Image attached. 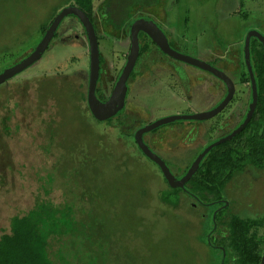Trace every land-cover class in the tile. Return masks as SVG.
I'll return each instance as SVG.
<instances>
[{"label":"rangeland","instance_id":"obj_1","mask_svg":"<svg viewBox=\"0 0 264 264\" xmlns=\"http://www.w3.org/2000/svg\"><path fill=\"white\" fill-rule=\"evenodd\" d=\"M70 1L0 0V48L4 46H15L16 48L23 43L20 49L13 54L0 52V71L15 64L34 50L43 36L38 28L40 23L49 19L51 12L58 13L70 5ZM163 8L169 12L177 9L179 11L177 14L169 13V20H172V23L180 22L184 26L187 22L185 16L195 14L196 17H200L203 9H209L211 19L214 20V18L217 19L215 14L218 9L220 35L225 38L221 40L222 42L227 41L228 48L230 46L238 48L242 40L240 35L243 29H245L244 35L250 29H258L264 33V0H181L180 2L177 0H94V19L98 29L100 49L106 60V72L102 77V86L109 89L113 86L121 68L123 54L129 49L130 35L128 28L123 24L124 19L129 22L139 14H150L152 10ZM180 14L185 15L181 17ZM238 16L240 19L237 18ZM186 29L189 31L186 51L193 54L195 46L191 40L195 39L196 34L192 25ZM59 32L60 37L55 40L56 44L36 64L0 85V175L4 176L3 182H0V185L3 184L1 187L6 190L16 186V175L13 176L16 166L12 163L13 156L11 157L8 146V136L4 135L1 122L6 107L14 108V115L17 113L14 124L21 121L24 124L21 127L25 128L29 122L24 113L18 111L17 103L28 107L29 93L26 91V86L33 80L53 79V81H47L51 85L52 92L56 96L55 101L59 103L62 112L61 122L57 126L58 133H60L59 149H62V152L66 151L69 146L90 145L94 138L100 136L106 142L120 148L129 158L132 157L129 162H122L110 152H102V150L99 152L98 149H92V153L88 152L87 156L99 157L96 164L86 170L85 184L92 191L91 197L95 196L100 200L101 205L105 206L102 208H105L108 213V224H104L105 232L103 226H97L91 219V224L95 225L92 229L97 232L91 239L87 238V234H91V225L84 227L85 235L77 237V244L74 247L79 251L74 254L81 258L78 262L81 264H121V253L124 252L120 249L119 252L115 250L112 240L115 233L117 236L121 235V241L127 245L131 253L127 254L128 257L136 264L220 263L221 252L210 248L204 240L212 225V207H194V198L185 192L181 193L180 203L176 208L161 201L160 195L164 192L172 193L173 188L165 181L158 166L142 156L136 146L132 135L139 127V123L132 127L133 121L128 119L129 121L126 120L122 124L121 116L111 123H100L83 112L88 109L86 101L80 102L81 91H86L90 62L87 37L84 28L75 18L67 19ZM230 57L233 55L231 54ZM54 79L58 80V85ZM241 88H244V85ZM22 89L25 90L23 93H21ZM244 98L245 96L241 97V102ZM173 100V95L168 96L164 101L166 104L163 105L164 107L155 108V116L177 111L178 105H173ZM195 107L191 110L201 108L199 105ZM31 129H29L31 134L38 131V129ZM222 133L219 132V136ZM209 135L206 134L208 137ZM29 141H34V139L30 136ZM40 141L45 143V140L36 139V142ZM97 146L102 148L101 145ZM30 147L33 148V145L30 144ZM196 151L195 148L186 156L187 159L183 161L185 167L191 163L192 155ZM39 152L37 151L36 155L41 159L43 156H39L37 154ZM22 158L24 154L17 158L14 157L17 162L21 161V163ZM72 160L71 157H65L55 168L52 167L54 165L52 163L42 172L54 174V180L48 185L51 188L49 197L53 198L57 204L75 202L77 210L82 205L89 206L81 199L80 185L74 184V179L65 176V172L73 167ZM250 171L253 172L244 174L246 177L236 176L229 182L231 197H237L238 201H233L234 204L239 202L237 209L241 210L244 206H248L256 211L261 207L263 208L261 212L264 214V181L248 180V178L257 176L264 180V176L260 177V174L264 172ZM17 174L20 176L19 172ZM5 199L7 197L0 201L2 206L6 203ZM20 200L26 202L28 198L24 196ZM12 211L13 209L6 211L5 217ZM77 212L78 216L82 217L83 212ZM0 221H5V218ZM1 225L0 223V228ZM111 225L115 228L114 232L110 228ZM52 240L53 249L58 248L60 245L58 241ZM53 249L52 252H54ZM105 250L109 252L105 253ZM51 257L56 264H60L57 257L53 255Z\"/></svg>","mask_w":264,"mask_h":264},{"label":"flooded vegetation","instance_id":"obj_2","mask_svg":"<svg viewBox=\"0 0 264 264\" xmlns=\"http://www.w3.org/2000/svg\"><path fill=\"white\" fill-rule=\"evenodd\" d=\"M177 1L180 2L181 0ZM172 10L173 12H169L164 8L161 10H152L150 14H139L129 22L124 19L123 24L128 28V33L130 35L129 49L123 54L121 68L110 89L101 85V82L103 81L102 77L106 72V60L101 49V70L96 92L99 99L107 101L114 90L120 74L127 65L128 57L132 48L131 28L133 23L141 18L151 19L157 23V26L161 29L159 34L156 33V38L158 40L145 31H141L139 34V56L128 79V92L124 107L118 114L107 120L102 121L96 119L100 122L111 123L114 119L117 117L120 118L121 116L122 124L128 119L133 121L132 127L135 126L136 123H139V127L135 130L132 137L142 156L154 162L143 152L137 139V134L139 132H141L143 142L149 147V149L166 162L174 176L181 178L188 172L193 162L209 145L231 135L245 123L249 117L252 103L254 102V83L257 88L258 99L256 107L250 116V120L236 135L214 146L211 150L227 141H233V143L237 145L240 140L243 139H239V136L243 133L254 139L252 141L253 144L260 143L261 141L264 145V127H261L262 130L258 131L254 124V121L260 118L259 64L263 60L262 57H260V54H264V40L257 34L251 35L249 40L252 72L246 58L248 34L253 30L257 31L259 35L264 37V33L258 29H250L246 32V35H244L243 31L245 29H243L240 35L242 40L241 43L238 44V48H232L231 46L228 48L227 41L222 42L221 40L224 37L220 35V13L218 9L215 14L217 19L214 18L215 21L211 19L212 15H210L209 9H203L200 17H196L195 14L193 15L194 18L192 15L185 16L187 18L186 21L189 22H185V26L181 25L180 22L172 23V20H169V13L177 14L179 12L177 9ZM184 15L180 14L181 17H184ZM72 18L77 19L76 17L69 16L65 18L62 25L67 19ZM237 18H239V16ZM93 23L98 33L95 19L93 20ZM62 25L59 27V30ZM191 25L196 34L195 39L192 38L191 40L192 44L195 46V53L193 54L186 51V41H189L187 36L189 31L186 28ZM59 30L48 50L56 44L55 40L60 37ZM162 33L167 38L168 44L162 37ZM48 50L46 52H48ZM223 52L225 53L223 54ZM231 54L233 57H230ZM89 72L90 62L85 91L86 96H88L89 90ZM222 75L229 78L232 82L231 84H233L234 91L224 107L220 111L214 112L224 101L227 100L230 94L229 85L227 81L222 78ZM243 85L244 88H241ZM171 95L174 96L173 105H178L176 107L177 111L155 116V108L164 107L163 105H166L164 101H166L167 97ZM244 96L245 98L241 102L240 99ZM86 101L88 109L91 112L88 100ZM196 105L201 106V108L199 110H191V108H196ZM205 112L210 113V115L204 119L180 118L158 125L149 131H142L148 125H151L160 119L173 116V114L194 115ZM211 119H213V121H210ZM219 132H223L222 135L219 136ZM207 133L210 134L209 137L206 136ZM195 148L197 151L192 155L191 163L185 167L183 161L187 159L186 156ZM211 150L202 158L199 169L196 173L200 170L202 163L206 160ZM250 156L252 155L250 154ZM131 158L132 157H130V159ZM252 159L253 158L249 157V159H247L249 162L245 170L241 174L235 175L233 178L236 176L246 177L244 176L246 172H253L250 170H258L261 173L264 172V167L250 162ZM155 164L164 176L161 167L157 163ZM262 174H260V177L264 176V173ZM233 178L227 182L222 195L210 196L211 200H205L191 191V179L185 184V187L182 188V193L185 192L188 195H191L196 201L193 202L194 207H212L211 219L213 216L214 225L207 233L206 237L211 246L216 248L218 252H221V261L218 264H226L228 252L233 253L234 255L237 253V250L231 248L228 242L230 231L226 223L233 219V217L251 221L249 224L251 225V228L247 235L252 237L256 233L254 244L262 249V258L264 256V214L261 212L263 211V208H257L256 211L248 206H244L241 210L237 209L239 202H236L235 204L233 203L234 200L238 201L237 197H231V190L228 187L229 182H231ZM248 180L264 181L263 179L258 178V176L251 179L248 178ZM165 181L168 183L166 178ZM169 186L171 185L169 184ZM218 214L223 217L219 222L216 220V215ZM202 215L205 216L204 213H202ZM228 264L242 263L241 261H238V258L235 255ZM260 264H263L262 260Z\"/></svg>","mask_w":264,"mask_h":264},{"label":"trees","instance_id":"obj_3","mask_svg":"<svg viewBox=\"0 0 264 264\" xmlns=\"http://www.w3.org/2000/svg\"><path fill=\"white\" fill-rule=\"evenodd\" d=\"M71 1V4L81 7L94 20V0ZM56 14L57 12H51L49 19L40 23L38 28L41 33L46 31ZM22 45L23 43L16 48L15 46H4L0 48V52L13 54ZM260 57L263 59L259 64L260 118L254 121L258 131L262 130L261 127H264V54H260ZM47 80L53 81V79ZM47 80H33L26 86V91L29 93L27 97L28 107L21 106L22 103L21 105L17 103L18 111L24 113L29 125L22 128L21 125L24 124L21 121H17L14 124L17 113L13 114L14 108L12 107H6L5 114L2 116L1 122L4 128V135L8 136V146L11 157L13 156L12 163L16 166L13 174V176L16 175V186L5 190L1 187L3 184L0 185V201L7 197L3 206L0 203V220L5 218V221H0L2 224L0 228V264H56L51 257L52 255L57 257L60 264H81L78 262L81 259L80 256L76 257L77 254H74L79 252L74 248L77 244V237L85 235L84 227L88 225H91V234H87V238L91 239L97 233L92 229L95 225L91 224V219L95 221L97 226H103L104 230V224H108V213L105 208H102L105 206L101 205L100 200L95 196L91 197L92 191L85 184L87 178L86 170L96 164L99 156H87V154L88 152L92 153V149H98L99 152L101 150L102 152H110L111 155L113 154L120 158L122 162L130 161L125 152L116 145L106 142L100 136L94 138L90 145H73V147L69 146L66 151L62 152L63 150L59 149L60 138L58 137H60V133H58L59 128L57 129L58 124L61 122L62 112L59 103L55 101L56 96H54L51 85ZM54 81L58 82L55 79ZM24 91L22 89L21 93ZM81 93L80 102L86 101L85 91H81ZM27 98L25 95L24 99L26 100ZM83 112L94 118L89 109H85ZM11 122H13L12 125ZM31 128L38 129V131L31 134L29 131V129L32 130ZM30 136L34 141H29ZM15 138L17 140H14ZM37 138L42 141L45 140V143L36 142ZM239 139L241 140L237 145L233 141H227L211 150L198 173L190 180V189L194 194L205 200H211L210 196H221L227 182L245 170L249 157L253 158L250 162L264 167V145L262 142L253 144L252 141L254 139L246 136L245 133L241 134ZM30 144L33 145V148L30 147ZM97 145H101L102 148ZM37 151H40L37 154L41 157L43 156V158H38L36 155ZM22 154H24L22 163L21 161L17 162L14 157L17 158ZM65 157L73 159V167L68 169L65 172L66 175H64L72 180L74 179V184L80 185L82 188L81 199L88 203L89 207L82 205L76 210L77 205L75 202L57 204L53 198L49 197L51 188L48 185L54 180V174L52 172L46 174V172L43 173L42 171L46 170V168L48 169L52 163H54L52 167L55 168L60 160ZM17 172L20 173V176ZM3 177L0 175V182H3ZM170 187L173 188V192H164L160 195V198L163 203L176 208L180 203L183 189ZM24 196L28 198V201L21 202L20 198ZM87 196L89 198H86ZM9 209H13V211L5 217L4 213ZM113 210H115V207H113ZM77 211L83 212L82 217L78 216ZM222 218L221 215H216L218 222ZM211 220V228H213V216ZM250 223L251 221L238 217H233V219L229 220L226 223L230 231L228 242L231 248L237 250L235 255L242 264H260L262 249L254 244L256 233L252 237L247 235L251 228ZM110 228L112 231L115 230L112 225ZM52 239H55L56 242L58 241L61 246L59 245L58 248L53 249ZM112 240L115 244V250L119 252L120 249L124 252L121 253V264L126 262L136 264L133 259L130 260L128 257L131 253L126 247L127 245L121 241V235L117 236L114 233ZM204 240L210 248L218 251L211 246L207 237H204ZM52 249L54 252L51 251ZM104 252L108 253L109 251L105 250ZM235 255L228 252L226 264L230 263Z\"/></svg>","mask_w":264,"mask_h":264},{"label":"water","instance_id":"obj_4","mask_svg":"<svg viewBox=\"0 0 264 264\" xmlns=\"http://www.w3.org/2000/svg\"><path fill=\"white\" fill-rule=\"evenodd\" d=\"M73 16L78 19V21L82 24V26L85 29L87 40L89 43L90 48V79H89V90H88V96L87 100L91 109L92 114L95 118L99 120H107L116 114H118L121 109L125 105V100L128 92V79L129 76L134 68V65L137 61V58L139 56L140 51V37L139 34L141 31L147 32L152 37L156 38V33L159 34L161 32V29L157 26V23H155L151 19L141 18L136 20L131 28V41H132V48L131 53L128 57L127 65L125 66L124 70L120 74L116 85L114 87V90L109 97L107 101H102L97 96V85L100 78V70H101V49H100V43H99V37L96 30V27L93 23V20L91 17L87 14L85 10H83L78 5H67L62 10H60L55 17L53 18V21L47 28L46 32L44 33L42 39L38 42L34 50H32L28 55L23 57L21 60L16 62L15 64L8 66L0 71V85L4 82H7L11 78L19 75L23 71L27 70L29 67H31L33 64H35L48 50L51 42L55 38L57 31L59 30V27L62 25L65 18ZM258 35L264 40V37L259 35L257 31H251L247 36V45H246V58L249 65V68L252 72V66L250 61V47H249V40L251 35ZM162 37L167 42V38L162 33ZM158 40V39H157ZM191 60V59H190ZM222 78L225 79L229 85L230 88V94L226 101H224L214 112L220 111L225 103L228 101V99L232 96L234 88L232 82L229 80V78L225 75H222ZM258 99V93L257 88L254 83V102L252 103L251 111L249 113L248 119L245 121L244 124H242L239 129L235 130L231 135L212 143L209 145L204 152H202L197 159L193 162L191 167L189 168L188 172L181 178H178L174 176L167 166L166 162L159 157L157 154H155L152 150L149 149V147L143 142L141 132L137 134L138 142L143 150V152L155 163H157L168 181V183L172 187H180L184 188L185 184L193 177V175L197 172L199 169L200 163L202 158L205 154H207L214 146L220 144L221 142H224L231 138L232 136L236 135L240 130H242L243 127L248 123L250 120V116L252 115V112L254 111V108L256 107ZM210 113H200V114H194V115H173L166 117L164 119H160L157 122L148 125L145 129H143V132L149 131L154 127H157L158 125L167 123L169 121H174L176 119L180 118H200L204 119L208 117ZM262 263L264 264V256L262 258Z\"/></svg>","mask_w":264,"mask_h":264}]
</instances>
